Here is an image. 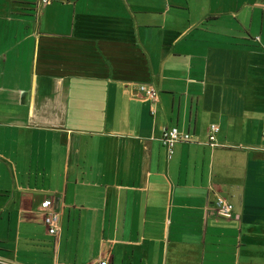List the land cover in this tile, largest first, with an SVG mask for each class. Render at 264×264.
<instances>
[{
    "label": "crops",
    "instance_id": "crops-1",
    "mask_svg": "<svg viewBox=\"0 0 264 264\" xmlns=\"http://www.w3.org/2000/svg\"><path fill=\"white\" fill-rule=\"evenodd\" d=\"M102 260L264 264V0H0V264Z\"/></svg>",
    "mask_w": 264,
    "mask_h": 264
},
{
    "label": "built area",
    "instance_id": "built-area-1",
    "mask_svg": "<svg viewBox=\"0 0 264 264\" xmlns=\"http://www.w3.org/2000/svg\"><path fill=\"white\" fill-rule=\"evenodd\" d=\"M50 1L51 0H38V4L43 6ZM138 88L139 92L151 102L155 103L157 101L158 91L153 85L141 82L138 84ZM219 131L220 127L217 124L213 123L209 126L207 144H210L213 147L218 146L217 136ZM161 140L163 145L168 149L169 153L172 154L177 143L191 141L193 140V135L188 131L181 130L177 126H166L163 128ZM233 208V204L226 198L221 196L217 197L214 210L219 214L229 215L232 213ZM39 211L43 215L44 223L48 232L53 236H57L61 225V211L57 208L56 202L52 199H45L39 207ZM97 264H108V262L106 260H102L97 262Z\"/></svg>",
    "mask_w": 264,
    "mask_h": 264
}]
</instances>
